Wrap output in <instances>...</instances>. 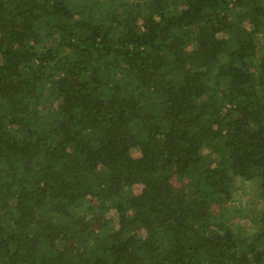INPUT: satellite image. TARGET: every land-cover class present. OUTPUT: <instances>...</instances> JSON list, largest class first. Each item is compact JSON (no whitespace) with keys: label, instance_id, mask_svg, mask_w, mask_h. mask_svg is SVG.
Wrapping results in <instances>:
<instances>
[{"label":"trees","instance_id":"16d2710c","mask_svg":"<svg viewBox=\"0 0 264 264\" xmlns=\"http://www.w3.org/2000/svg\"><path fill=\"white\" fill-rule=\"evenodd\" d=\"M238 177L264 198V0H0V264H264Z\"/></svg>","mask_w":264,"mask_h":264},{"label":"rangeland","instance_id":"374dc122","mask_svg":"<svg viewBox=\"0 0 264 264\" xmlns=\"http://www.w3.org/2000/svg\"><path fill=\"white\" fill-rule=\"evenodd\" d=\"M126 1L133 0H120V3L124 4ZM204 152L208 154L209 150L205 148ZM236 179L237 187L235 189L233 199L227 202L225 206L215 205L214 210L218 213L225 211L227 216L230 217V221L233 225L243 226L244 228L253 230L257 226L256 221H254L253 212L255 213L258 210L264 209V198L258 193V183L256 184L255 181L243 180L241 177ZM181 186L187 187V180L183 177L179 178L176 176L174 179V187L179 188ZM134 190L138 192L139 188L135 187ZM104 224V220H100L98 222L91 220V225L95 230ZM132 259L137 261L139 264V261L134 257H132Z\"/></svg>","mask_w":264,"mask_h":264}]
</instances>
